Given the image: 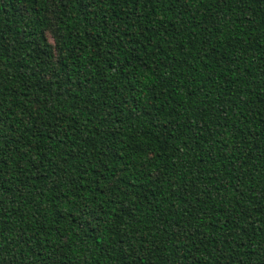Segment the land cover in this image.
Instances as JSON below:
<instances>
[{
  "label": "trees",
  "instance_id": "trees-1",
  "mask_svg": "<svg viewBox=\"0 0 264 264\" xmlns=\"http://www.w3.org/2000/svg\"><path fill=\"white\" fill-rule=\"evenodd\" d=\"M0 264H264V0H0Z\"/></svg>",
  "mask_w": 264,
  "mask_h": 264
}]
</instances>
